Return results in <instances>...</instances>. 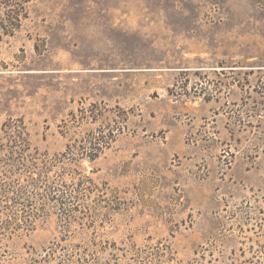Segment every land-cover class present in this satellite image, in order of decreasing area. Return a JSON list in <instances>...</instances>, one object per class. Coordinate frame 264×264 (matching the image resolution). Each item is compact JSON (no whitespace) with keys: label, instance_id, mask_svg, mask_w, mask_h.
Listing matches in <instances>:
<instances>
[{"label":"rangeland","instance_id":"374dc122","mask_svg":"<svg viewBox=\"0 0 264 264\" xmlns=\"http://www.w3.org/2000/svg\"><path fill=\"white\" fill-rule=\"evenodd\" d=\"M8 122L90 191L1 264H264V0H0Z\"/></svg>","mask_w":264,"mask_h":264},{"label":"trees","instance_id":"16d2710c","mask_svg":"<svg viewBox=\"0 0 264 264\" xmlns=\"http://www.w3.org/2000/svg\"><path fill=\"white\" fill-rule=\"evenodd\" d=\"M18 16L19 13L8 15V23L14 18L17 21ZM15 27L10 24V28ZM4 126L10 133L0 148V240L33 231L46 217L44 208L50 204L56 206L60 221L71 224L78 210L74 206L90 191L86 184L88 178L79 177L80 180L74 182L75 173H70L67 181L62 174L50 177L52 163L38 157L36 150H31L23 124L8 122ZM88 142L89 151L95 152L89 159L94 160L103 146L98 136ZM4 256L5 252H0V264Z\"/></svg>","mask_w":264,"mask_h":264}]
</instances>
